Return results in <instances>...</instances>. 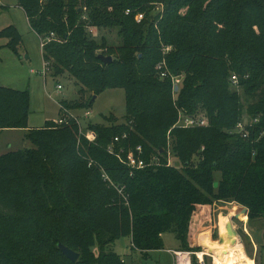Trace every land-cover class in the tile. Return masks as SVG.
Here are the masks:
<instances>
[{
	"label": "trees",
	"instance_id": "obj_1",
	"mask_svg": "<svg viewBox=\"0 0 264 264\" xmlns=\"http://www.w3.org/2000/svg\"><path fill=\"white\" fill-rule=\"evenodd\" d=\"M16 1L36 34L55 35L42 48L52 76L68 74L80 85L59 112L86 110L93 96L122 88L125 123L93 128V141L73 120L29 128V90L0 85V131L22 129L30 143L0 155V234L8 237L0 236V264H123L113 244L126 236L145 260L163 249L165 232L179 250L199 251L195 234L212 221L215 201H235L249 222L264 223V0ZM153 3L162 8L152 11ZM89 28H116L120 42L97 40ZM0 38L18 54L16 27L2 28ZM180 74L174 92L171 75ZM179 112L208 124L172 127ZM239 122L246 136L233 132ZM111 144L122 155L140 146L145 161L158 163L131 172ZM169 148L180 167L167 163Z\"/></svg>",
	"mask_w": 264,
	"mask_h": 264
},
{
	"label": "rangeland",
	"instance_id": "obj_2",
	"mask_svg": "<svg viewBox=\"0 0 264 264\" xmlns=\"http://www.w3.org/2000/svg\"><path fill=\"white\" fill-rule=\"evenodd\" d=\"M2 1L9 5L3 8L5 10L9 8L10 11L13 10L11 5L17 3L16 0H2ZM148 6L149 7L153 6L152 11L158 9L160 10L162 8V4L160 3H153V5L149 4ZM1 8L2 7H0V10H2ZM3 12L4 11L0 12V29L6 26L7 24L11 23L12 21L11 14L3 13ZM93 30L94 32L93 31L91 32L93 34L92 36H94V38L97 40L104 38L109 45H116L120 42L116 28L99 29V30L93 28ZM41 36L46 37L47 35L44 33ZM29 38H31V42L29 41ZM25 39H27L25 40V47L28 52H31L32 55L31 59L34 60L35 58H38L37 66L39 67L42 66L43 64L42 62H46V61L44 57L42 61L41 50L40 47L38 46V43L35 42L33 36L31 37L25 36ZM44 77H45L44 78L45 81L43 80L44 83L42 82V78H43L42 75V78L38 77L36 81L38 80L39 81L36 83L34 82L33 83L34 85L31 88L32 105L30 107V112H32L31 114L32 118L33 116L40 117L38 115L39 110L40 111L45 110L44 112L45 114H47V117L55 118L54 125L59 126L60 123H57V120L59 118H65L67 122L73 120L78 125V132L80 135L82 136H85L86 134L92 135L90 141H93L96 138V133L93 130V128L107 127L110 126L111 124L120 125L125 123V98L122 88L107 89L102 93H100L99 95H97L92 105L88 108L91 111V115L87 118L84 117L83 115L85 108L62 109L59 112V101L61 99L67 98L68 101H73L75 98H77V92L78 89L80 88V85L76 84V82L72 77H70L68 74H62L54 77L52 76V72L49 70L46 72V75ZM57 84L61 85V89H57L56 87ZM231 88L238 90L239 93L241 92L239 86L237 85V80L235 84L232 82ZM86 97L87 95L83 97L84 99H82V101H84ZM244 104H246V102H244ZM244 120H246V118ZM172 127H174V124ZM3 136L4 138L0 137V149H5V145H7L8 142L12 143L13 145L11 148L12 150H17L20 148L30 146L29 141L23 139L20 133L10 132V133H5ZM166 157L168 160L167 163L180 167V162H178V160L170 152V148L167 150ZM105 174L103 177L104 180H107L112 185L109 176ZM214 184L216 185V180L214 181ZM98 192L101 193L102 190L100 189ZM117 193L125 201V204H128L127 195H125L122 188L117 189ZM239 206L245 207L235 201H230V202L215 201L213 203V214L215 216L213 217L211 222L208 221L204 223V225L209 226V228H212L214 230L213 240L210 238L209 232L204 236H202L201 238L202 245L204 243L206 244L205 239L208 238L207 246L209 247L207 248V250H205V252L212 254L213 256L220 252V248H219L220 240H217L219 237V232L217 231V229H215V225H214L215 223L214 221L217 217V214L222 213V215L225 216L230 212L232 207H235L236 210V208ZM245 216L248 217L247 215ZM196 218H197L196 216L193 217L192 220L193 224H196L195 222L197 221ZM232 221L234 223V229L237 232L239 241L243 246V250L246 256L252 260V264H264L263 221L259 218L249 222L247 226L248 233L243 228L241 218H234ZM261 231H263V233H261ZM3 233L7 234V232H3ZM0 236L4 240L8 238L2 234H0ZM161 238L163 242V249L150 251L147 257L145 258V260L140 259L141 253H139L138 251H136L135 253L131 252L129 247L130 237L128 236L117 239L113 244V249L119 256H121V258H123L124 260L123 264H134L135 263L134 261L136 259L139 263L140 261H142V263L140 264H173L172 254L169 251H167V249H171V248L176 249L178 247L177 246L178 240L175 238V236L172 233L169 232L163 233ZM11 239L15 241L17 238L14 237ZM254 244L256 248L254 247ZM187 250H192V249H187ZM199 251H203V249ZM206 261L207 264H213L212 258L210 257H207Z\"/></svg>",
	"mask_w": 264,
	"mask_h": 264
},
{
	"label": "crops",
	"instance_id": "obj_3",
	"mask_svg": "<svg viewBox=\"0 0 264 264\" xmlns=\"http://www.w3.org/2000/svg\"><path fill=\"white\" fill-rule=\"evenodd\" d=\"M2 4L3 5L5 4L3 7L9 6L7 3H5L3 1H2ZM11 6H12L13 10L10 11L9 8H7L5 10L2 7L1 8L2 10H0V12L4 11L3 13H10L11 14V18H12L11 20L12 21H11V23H9L7 25H13L14 27H16V29L18 30V32L22 36V44L18 48V54H16L10 48L4 46L6 43V39L0 38V46H1V48H0V85L4 86V87L17 89V90L28 89L29 90V97H30V107H31V105H32L31 88L34 85L33 84L34 82L36 83L39 81V80L36 81L38 79V77L42 78L41 74L35 73L33 71L34 70H40L42 66H40V67L37 66L38 65V58H35L34 60L31 59V56H32L31 52H28L26 47H25V40H27V39H25V36H28V37L33 36L35 42L38 43V46L40 47L41 58L43 61L42 49L40 46V37L38 34H36L30 28L29 23H28V19L25 15V12L23 11V9L17 3H14ZM29 41L31 42V38H29ZM31 70H33V71H31ZM44 78L45 77L43 76V78H42L43 83L45 81ZM44 111L39 110L38 115L40 117L33 116V118L31 117L32 112L29 113V116H28V127L29 128L42 127V126H44L45 122L48 120H54L55 121V118L47 117V114H45ZM58 115H59V112H58ZM10 132L11 133H13V132L14 133H16V132L20 133L22 138L24 136V130H22V129H4V130L0 131V137L4 138L3 135L5 133H10ZM12 146H13L12 143L8 142L7 145H5V149H0V155L7 152V151H11ZM233 208H235V207H233ZM232 214H234V212H231V210H230V212L227 214V217L230 219V222H231L233 229H234V223L232 221L233 220ZM220 215H222V213H218L217 217L214 221L215 222L214 223L215 229H217L218 232H219V216ZM214 216L215 215L213 214V217ZM241 222H242L244 230L247 231V226L249 223L248 217H246V220L241 219ZM206 231L209 232L210 238L213 240L214 230L212 228H209V226H206L204 224L198 229L197 233L195 234V238H194L195 245L199 246L200 249H203V250L205 247L199 241V235L203 232H206ZM234 231L236 232L235 229H234ZM263 231H261V233H263ZM247 233H248V231H247ZM219 238H220V234H219V237L217 240H219ZM177 246L178 247L176 249L171 248V249H167V251L178 250V248L180 247L179 241H178ZM254 247L256 248L255 244H254Z\"/></svg>",
	"mask_w": 264,
	"mask_h": 264
},
{
	"label": "built area",
	"instance_id": "obj_4",
	"mask_svg": "<svg viewBox=\"0 0 264 264\" xmlns=\"http://www.w3.org/2000/svg\"><path fill=\"white\" fill-rule=\"evenodd\" d=\"M2 1L0 0V7H2ZM128 13V10L126 11ZM142 18V14L136 15V20L139 21ZM90 32H94L93 28H89ZM54 33L51 32L46 37H40V46L43 48L44 44H46L50 39L54 37ZM168 49V48H167ZM163 62L157 65V68L159 69V75L160 77H166L168 75L167 71H165L163 68ZM49 70L48 64L46 62H43L42 67L40 70H31L35 73H39L43 76L46 75V72ZM183 75H171L172 80V86L173 91L174 87L180 85V82L182 80ZM232 82L236 83V76H232ZM57 89H61V85L57 84ZM175 92V91H174ZM64 109V108H62ZM84 117H89L91 115V111L89 109H86L83 113ZM67 120L65 118H59L57 120V123H66ZM208 124V121L205 117L199 116V115H187L182 112L178 113L177 120L174 124V126L178 127H195V126H206ZM245 122H239L236 127L234 128L233 132L242 133L243 136H246L247 133L245 132ZM87 139H91L92 135L86 134L85 135ZM125 137V135L123 136ZM118 136L114 138V141H118ZM110 153L115 154L124 164H126L130 171L132 172L133 169H141L144 167L151 166L153 164L158 163V160L156 158H151L148 161H145L141 157V147L137 146L135 148V151H128L125 155L123 154V149H120L119 151H116L114 149L113 144L108 146L107 149ZM170 164V163H168ZM169 252L172 254L173 258V264H207L206 258L210 257L212 258L213 264H215L214 257L212 254H209L207 252L203 251H190V250H169ZM202 254H199V253Z\"/></svg>",
	"mask_w": 264,
	"mask_h": 264
},
{
	"label": "bare ground",
	"instance_id": "obj_5",
	"mask_svg": "<svg viewBox=\"0 0 264 264\" xmlns=\"http://www.w3.org/2000/svg\"><path fill=\"white\" fill-rule=\"evenodd\" d=\"M231 212H235V208L232 207ZM238 218L245 219L246 217L242 214ZM219 234L220 252L213 256L215 264H252V260L246 256L227 215L219 216Z\"/></svg>",
	"mask_w": 264,
	"mask_h": 264
},
{
	"label": "water",
	"instance_id": "obj_6",
	"mask_svg": "<svg viewBox=\"0 0 264 264\" xmlns=\"http://www.w3.org/2000/svg\"><path fill=\"white\" fill-rule=\"evenodd\" d=\"M98 58L101 60V62L103 64H108V63H111V61H112L111 56H106V55H103V54H99ZM178 88H179L178 86H175L174 87V91H177ZM95 97L96 96H93L91 101H93L95 99ZM240 214L247 215V208L241 207V206L237 207L235 212H234V214H233V216H232V218L233 219L234 218H238V216ZM57 247L71 261H76L78 259L79 254L77 252H75L74 250H72L71 248L65 246L61 242L57 243Z\"/></svg>",
	"mask_w": 264,
	"mask_h": 264
}]
</instances>
